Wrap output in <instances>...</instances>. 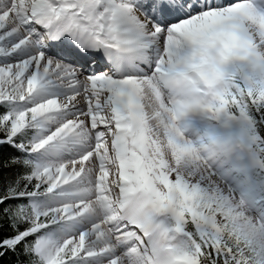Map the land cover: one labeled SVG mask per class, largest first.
<instances>
[{"label":"snow or ice","instance_id":"1","mask_svg":"<svg viewBox=\"0 0 264 264\" xmlns=\"http://www.w3.org/2000/svg\"><path fill=\"white\" fill-rule=\"evenodd\" d=\"M0 264H264V0H0Z\"/></svg>","mask_w":264,"mask_h":264}]
</instances>
